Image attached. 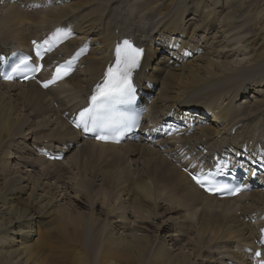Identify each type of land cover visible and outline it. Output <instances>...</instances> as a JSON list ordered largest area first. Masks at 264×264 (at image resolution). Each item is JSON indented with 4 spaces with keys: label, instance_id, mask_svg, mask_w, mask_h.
<instances>
[{
    "label": "bare ground",
    "instance_id": "6f19581e",
    "mask_svg": "<svg viewBox=\"0 0 264 264\" xmlns=\"http://www.w3.org/2000/svg\"><path fill=\"white\" fill-rule=\"evenodd\" d=\"M99 1L0 0V56L12 47L24 48L33 37L50 36L57 28H70L77 36L71 34L53 46L45 64L64 53H80L76 68L58 86L44 90L35 82L0 81V264H89L87 250L92 252L94 246L82 242L80 216L68 215L64 204L47 191L50 181L34 176L25 166L38 161L42 165L38 170L45 167L42 173L49 169L48 176L65 178L90 149L99 157L119 161L126 173L130 170L126 158L138 155L143 163L148 158L143 174L159 170V179L169 185V196L193 213L190 220L189 215L181 218L179 225L176 221L171 225L170 220L153 223L158 233L155 242L108 235L95 264H255V248L250 249V244L264 250L259 243V227L264 225V130H260L264 126V0H141L137 15L146 22H132L125 29L111 16L115 7L127 6L130 0H104L102 5ZM86 5L95 9L87 11ZM188 14L194 18L191 22L183 19ZM245 23L250 24L248 31ZM125 34L140 35L136 42L145 50L135 73L142 107L149 109L142 126L163 131L173 125L179 133L177 143L161 131L152 135L163 150L135 137L120 145L98 143L83 138L64 119L84 104L112 58L116 40ZM37 130L40 135L35 137ZM35 138H48V146ZM75 143L80 148L67 156ZM65 146L61 161H48L39 152ZM182 150L200 163L185 160ZM237 152L242 153L243 170L255 171L258 177L248 193L231 199L204 194L176 167L179 161L195 170L212 155L234 159ZM132 199L131 207L137 208L138 201ZM110 213L107 217L118 216ZM117 225L113 224L114 230L124 227ZM180 225L185 231L190 225L193 236L184 239ZM52 228L65 234L67 242H75L70 247L49 243L47 232ZM138 228L143 229L142 224ZM215 248L222 257L216 256Z\"/></svg>",
    "mask_w": 264,
    "mask_h": 264
},
{
    "label": "rangeland",
    "instance_id": "374dc122",
    "mask_svg": "<svg viewBox=\"0 0 264 264\" xmlns=\"http://www.w3.org/2000/svg\"><path fill=\"white\" fill-rule=\"evenodd\" d=\"M100 2L102 4H105L104 0H100L99 3ZM141 3V0H139L138 4H136V2L134 1L131 2L130 0L127 6H122L121 4L120 6L115 7L111 16L115 18V20L113 19V21H115L114 24L117 23L118 25L119 23H121L122 29H125L129 28V25L132 22H136V24L138 22H140L141 24L143 22H146V20L142 17L138 18L139 15H137ZM86 7L87 11H92L95 9V6L93 5H86ZM115 11L116 13H114ZM251 17L254 22H257V18H255L254 16ZM183 19L184 21L189 22L194 20L191 14L183 15ZM244 27H246V30L248 28L250 29V24L245 23ZM142 32L143 31L141 30V33ZM74 35L77 36V33ZM125 35L134 38V40L140 37V35L134 34ZM239 59H241L242 61V58ZM62 86L66 87L65 89H68L67 83H63ZM246 94H248V92ZM241 100L242 98L239 101L237 100L236 104L241 103ZM148 110L149 109L147 108V113ZM26 118L24 120H28V118L30 117L28 116ZM35 121L36 120H34V122ZM149 121L150 119L148 120V122ZM260 130L263 131L264 126H261ZM38 131L39 130L35 131V137L40 135L37 133ZM48 132L49 131H46V133ZM256 133L257 131L255 132V134ZM262 134L264 135V131L262 132ZM35 139L42 141L46 146H48V138ZM173 140L176 143L179 141V133L176 134L175 138L173 137ZM151 144L156 145L157 150H163L162 146H160L159 143L153 142ZM80 146V143H75L74 148L71 149V153L67 156H71L73 152L80 148ZM262 146L264 147V142L262 143ZM186 152L187 151H184L183 155H185L187 160H190L192 157ZM106 158L99 157L94 153L93 150L90 149L80 160H77V164L75 165L71 174L69 173L70 175H65V178L48 176L46 173L49 171V169H46V173L45 171L44 173H42V171L45 170V167H42L41 170H38L42 166L39 165V163L37 164L38 161H35V166H32L30 164H26L25 166L26 168L28 167L27 169L32 170V174L34 176L44 179L47 182L50 181L49 184H47V191L52 196H55L56 199H59L62 204H64V206L66 207L65 212L68 215H78L82 219H80V221H82V242H86L85 245L93 243L94 246L92 252L84 248L89 253H91L87 256L89 264H95L98 260L101 253V243L102 241L108 240V235L112 234V237H109V239H116L126 235H131L132 237L136 238H149L150 241L155 242V239L158 237V233L155 231L153 223L154 225H159V223L164 224L167 220V222L171 221L170 223H174L176 221L179 225V220L181 218H186V216L189 215L188 220H190V218L193 217V213L189 211V209L185 210L181 205H179V202H175V200H173L171 196H169V185L167 186L168 183L166 184L164 181L159 179V170H157L156 172L143 174L144 165L149 162L148 158L144 159V163L140 157L138 158V155L126 158V166L130 168V170H128V173L123 170V167L121 166L119 161L115 159L113 160L111 157H108L107 159ZM20 161H16V163L18 162V164L24 166ZM197 164L198 163H195V165ZM42 175H44L45 177H43ZM132 197H135V200L138 201L137 208L131 207V202L133 201ZM81 201L83 202V204ZM163 202H167V205L170 204L171 206L167 207L165 206V204H163ZM235 204H237V202H235ZM175 205L177 206V208L173 207ZM169 210H175V212L168 213ZM110 211H114L115 214L120 217H113L111 215L110 217H107V214H111ZM173 223L171 225H173ZM113 224L114 226H118L117 224H119L120 227H124H122L123 229L115 227L117 230H114ZM141 224L143 229L138 228V225ZM127 226L129 228L125 230ZM167 226H170V224ZM50 227L51 226H48V228L46 229L48 230ZM71 227L72 225L67 226V232L70 235H72ZM178 227L179 231L181 229L180 232L183 231L185 233L184 239H188L189 237L193 236L194 231L192 230V228H189L190 225H188L187 231H185L186 228H181V225ZM53 229L54 228H52V230L50 229L51 231L49 230L47 232L49 243H67V247H70L72 246V243L75 242L74 240L67 242L65 240V234L59 232L58 229H54L55 231H53ZM44 232H46V230ZM154 247L151 248L152 251H154ZM66 250L67 248L65 249V254H67ZM214 250L216 254H218L216 256H223L222 253H217L216 248ZM150 255V251H147L145 255V257H147L146 260H148ZM198 262H200V260L197 261V263ZM228 263L232 264V261H228ZM233 264L235 263L233 262Z\"/></svg>",
    "mask_w": 264,
    "mask_h": 264
},
{
    "label": "snow or ice",
    "instance_id": "6c2138e0",
    "mask_svg": "<svg viewBox=\"0 0 264 264\" xmlns=\"http://www.w3.org/2000/svg\"><path fill=\"white\" fill-rule=\"evenodd\" d=\"M71 29L57 28L49 38L45 39L41 44L33 41L36 51L35 56L42 60L45 52L51 51L54 44L71 35ZM83 52V49L80 50ZM145 50L137 47L131 40L124 39L118 43L114 49V60L107 66L101 82L95 85V89L89 97V103L82 108L74 121L77 128H82L85 132H98L96 136L99 140H108L119 138L130 127L138 126L139 117L128 116L125 113L118 112L117 105L131 104L136 96V84L134 74L141 68L142 59ZM79 52L71 60L65 61L63 64H57L51 75V78L43 81L42 86L48 88L57 81L68 76L72 71L73 61L79 56ZM32 57L24 55L19 62L12 67L11 72L4 76V79H12L13 74L21 71L40 72L43 64H30ZM28 79L26 75L24 77ZM217 168L222 164H217ZM211 173L206 175H194L193 179L201 187L210 192H222L227 190L228 194L234 195L241 191L240 187L230 188L227 184L216 185L210 179ZM244 187H247L246 185ZM262 237L259 241L264 244V229L261 230ZM262 253L256 250L255 256L261 257ZM258 264H264V259L259 260Z\"/></svg>",
    "mask_w": 264,
    "mask_h": 264
}]
</instances>
